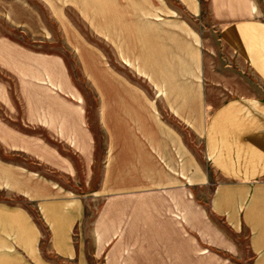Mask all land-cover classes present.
Segmentation results:
<instances>
[{
    "label": "crops",
    "instance_id": "crops-1",
    "mask_svg": "<svg viewBox=\"0 0 264 264\" xmlns=\"http://www.w3.org/2000/svg\"><path fill=\"white\" fill-rule=\"evenodd\" d=\"M24 2L12 4L25 14L14 27L38 36ZM263 7L111 0L110 21L100 13L96 31L111 50L110 67L100 50L96 59L100 157L81 102L48 87L40 102L19 77L1 79L0 191L9 198L0 200V264H217L238 237L249 264H264V96L239 89L249 85L242 71L264 89ZM217 26L212 41L228 57L205 38ZM44 56L26 54L32 65L20 71L31 79L42 61L72 91L61 57ZM219 93L235 95L214 105ZM49 140L75 148L59 156L40 145ZM201 142L216 183L201 179Z\"/></svg>",
    "mask_w": 264,
    "mask_h": 264
},
{
    "label": "rangeland",
    "instance_id": "rangeland-1",
    "mask_svg": "<svg viewBox=\"0 0 264 264\" xmlns=\"http://www.w3.org/2000/svg\"><path fill=\"white\" fill-rule=\"evenodd\" d=\"M7 7L3 0H0V80H5L7 83L15 84L17 77L21 80L27 88L35 89L33 92L39 97L40 102H44L42 89L48 87L52 92L53 97L62 96L64 99L77 100L83 104L85 109V121L90 134L93 139V149L95 156L100 157L105 139L103 133L96 126V96H95V84H96V65H98L97 52L100 50L104 54L105 61L104 67L111 66V50L110 44L106 41L102 42L96 37V31L98 27V18L103 13L104 22L110 21L111 17V0H23L26 4L25 11L33 14L34 18L39 19L40 32L38 36L28 35L22 32L20 28L14 27L18 23L21 24L24 18V9L19 5H13L16 2L22 0H7ZM9 6V7H8ZM12 6V7H11ZM261 14L257 16L264 20V7ZM218 26L214 30H209L208 34H205V38L209 40L210 46H213L215 52L220 53L221 56L228 57V55L220 48L218 43L212 41V34L218 33ZM31 37H33L31 39ZM50 39L52 44L48 45L47 40ZM98 48V50H97ZM99 51V52H100ZM39 54L40 58L44 55L51 56L56 54L60 56L67 77L73 84L72 91L65 87L59 86L60 79L51 77L52 74L48 69V65L42 66L44 62H40L39 71L32 78L29 79L26 72H21L22 68L27 69L31 67L32 61L25 59L26 54ZM24 55V56H23ZM30 58V56H26ZM32 57V56H31ZM238 70L240 69L237 67ZM13 72L9 73L8 71ZM245 74L248 84H244L239 87L243 94L255 95L262 93L264 96V89L260 83H256L252 77L242 71ZM56 82V84L53 82ZM15 81V82H14ZM1 95V94H0ZM234 93L216 94L214 105L218 104L221 100H226ZM27 94L22 92L21 89V101H26ZM70 97H73L72 99ZM1 121V120H0ZM11 127L16 128L15 125ZM25 133L30 130L27 127H21ZM37 134L41 138H47L48 132L44 129H35ZM26 143L25 145H27ZM40 145L48 146L57 151L59 156H69V152L75 148V142H56V141H41ZM198 156L201 169V179L208 182L216 183L217 178L211 170V165L207 162L205 152H203L202 142L199 144ZM47 176V175H46ZM187 176V175H185ZM51 179H55V175L51 174ZM57 181L61 184L69 185L66 183L64 177L58 175ZM207 193V192H206ZM5 191H0V200L5 199ZM201 197H205L201 194ZM9 198V197H8ZM16 200V199H13ZM87 217L84 223L89 224V217L91 215V209L87 211ZM89 242V241H88ZM238 246L236 251L232 254H217V264H249V253L246 251L245 243L242 237H238ZM207 253V252H205ZM207 255V254H206ZM212 264H214L212 262Z\"/></svg>",
    "mask_w": 264,
    "mask_h": 264
}]
</instances>
